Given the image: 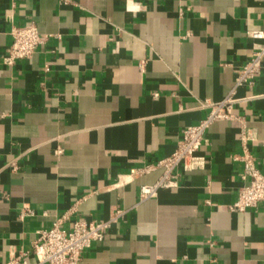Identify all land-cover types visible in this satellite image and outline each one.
<instances>
[{"label":"crops","instance_id":"1","mask_svg":"<svg viewBox=\"0 0 264 264\" xmlns=\"http://www.w3.org/2000/svg\"><path fill=\"white\" fill-rule=\"evenodd\" d=\"M29 22L44 42L4 64L12 24ZM258 29L264 0H0V264L74 207L70 221L124 210L80 264H264V203L230 209L243 127L264 172V59L207 132L203 167L148 198L162 169L139 172L235 88Z\"/></svg>","mask_w":264,"mask_h":264},{"label":"built area","instance_id":"2","mask_svg":"<svg viewBox=\"0 0 264 264\" xmlns=\"http://www.w3.org/2000/svg\"><path fill=\"white\" fill-rule=\"evenodd\" d=\"M178 11L180 16L185 13L183 7H179ZM10 33L13 41L8 53L3 57V63L6 65H14L21 59L32 57L45 40L40 35L39 27L35 22L13 23ZM248 34L254 39H264V29L251 30ZM263 59L264 43L255 47L249 61L238 70L235 88L224 100L201 102L202 107L209 108L207 115L199 122L184 128L175 151L139 169L141 173L162 169V174L156 182L141 185L142 198L156 196L161 189L179 186L183 171H191L205 165V157L199 155L198 152L206 141L207 132L216 121L234 118L233 105L240 100L235 96L236 87L254 83ZM252 139L253 136L248 129L243 127L240 137L242 152L235 155V158L242 163L243 184L238 191L237 200L230 205L233 211H244L264 203V172L257 165L251 150ZM75 210L74 207L65 211L56 216L50 226L38 229L31 249H23L13 254L3 264H80L84 252L94 243L104 241L111 226L124 213L123 209H116L108 220L76 219L70 221ZM30 214H33L32 208L23 207L21 217Z\"/></svg>","mask_w":264,"mask_h":264}]
</instances>
